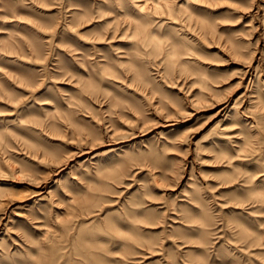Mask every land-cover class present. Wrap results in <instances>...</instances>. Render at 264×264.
I'll return each instance as SVG.
<instances>
[{
    "label": "rangeland",
    "instance_id": "1",
    "mask_svg": "<svg viewBox=\"0 0 264 264\" xmlns=\"http://www.w3.org/2000/svg\"><path fill=\"white\" fill-rule=\"evenodd\" d=\"M0 264H264V0H0Z\"/></svg>",
    "mask_w": 264,
    "mask_h": 264
}]
</instances>
